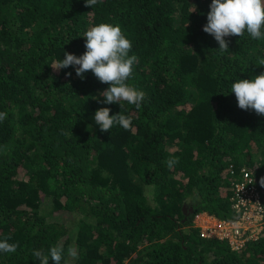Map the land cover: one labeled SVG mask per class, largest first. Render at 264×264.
I'll use <instances>...</instances> for the list:
<instances>
[{"label": "trees", "instance_id": "trees-1", "mask_svg": "<svg viewBox=\"0 0 264 264\" xmlns=\"http://www.w3.org/2000/svg\"><path fill=\"white\" fill-rule=\"evenodd\" d=\"M210 4L0 0V240L19 243L0 264H39L34 250L54 245L61 264H264V230L233 250L191 226L199 212L235 216L232 168L264 177V116L231 92L264 72V40L229 36L221 54L203 30ZM102 22L119 25L138 58L127 83L145 99L124 104L130 130L95 124L97 109L121 111L103 102L108 84L52 67L82 55Z\"/></svg>", "mask_w": 264, "mask_h": 264}, {"label": "clouds", "instance_id": "clouds-1", "mask_svg": "<svg viewBox=\"0 0 264 264\" xmlns=\"http://www.w3.org/2000/svg\"><path fill=\"white\" fill-rule=\"evenodd\" d=\"M99 2L101 0H85L86 5L91 7ZM203 30L215 38L221 54L229 49V43L225 39L229 36L242 37L247 33L252 39L264 40V0H211ZM84 37L86 51L82 55L65 52L64 58L52 67L60 70L73 66L77 76L82 79L86 72L91 71L100 82L108 84L109 87L101 93L103 102L119 104L121 111L110 114V108L101 107L94 113L95 124L103 132H108L117 125L124 130H130L132 117L123 114L124 104L135 105L139 109L145 99L142 90H137L127 83L133 76L134 65L138 59L135 55H130L132 41L119 25L104 22L90 27ZM257 65H264V58L259 59ZM231 92L235 94L241 109H252L258 115L264 116V72L254 75L251 79H237L231 85ZM6 118L7 113L0 112V122ZM177 163L179 157H170L167 160L170 169ZM260 184L264 186V177H261ZM202 213L207 212L197 214ZM18 248L19 243H10L7 237L0 240V252L12 254ZM67 255L72 259L78 258L77 248L69 246ZM33 256L39 260V264H50V260L52 264H61L64 248L63 245H54L47 253L34 250Z\"/></svg>", "mask_w": 264, "mask_h": 264}, {"label": "built area", "instance_id": "built-area-1", "mask_svg": "<svg viewBox=\"0 0 264 264\" xmlns=\"http://www.w3.org/2000/svg\"><path fill=\"white\" fill-rule=\"evenodd\" d=\"M233 176L231 219H219L202 213L195 215L192 226L206 238L225 240L233 250L259 238L264 230V186L246 167L231 169Z\"/></svg>", "mask_w": 264, "mask_h": 264}, {"label": "water", "instance_id": "water-1", "mask_svg": "<svg viewBox=\"0 0 264 264\" xmlns=\"http://www.w3.org/2000/svg\"><path fill=\"white\" fill-rule=\"evenodd\" d=\"M183 212H184V214L187 216V213H186V211H185V206L183 207Z\"/></svg>", "mask_w": 264, "mask_h": 264}]
</instances>
